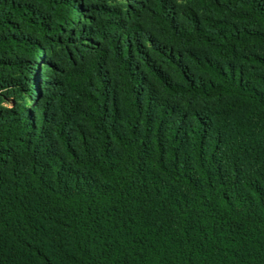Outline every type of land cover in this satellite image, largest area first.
Segmentation results:
<instances>
[{"label": "trees", "instance_id": "16d2710c", "mask_svg": "<svg viewBox=\"0 0 264 264\" xmlns=\"http://www.w3.org/2000/svg\"><path fill=\"white\" fill-rule=\"evenodd\" d=\"M0 264H264V0H0Z\"/></svg>", "mask_w": 264, "mask_h": 264}]
</instances>
